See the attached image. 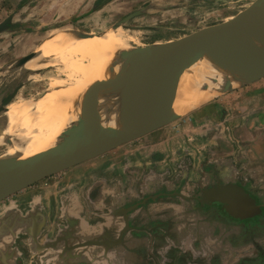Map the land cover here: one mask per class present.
I'll list each match as a JSON object with an SVG mask.
<instances>
[{
    "label": "rangeland",
    "instance_id": "374dc122",
    "mask_svg": "<svg viewBox=\"0 0 264 264\" xmlns=\"http://www.w3.org/2000/svg\"><path fill=\"white\" fill-rule=\"evenodd\" d=\"M19 1L21 3L22 0H0V22L5 17L10 20L0 27V57L12 46L14 35L31 32L32 29L38 35V43L53 36H57L56 41H52L56 43L65 36L79 35L80 32L96 36L114 29H125L134 39L131 43L142 46L153 41L181 39L200 28L229 19L248 5L246 0H100L98 6H95L96 0H28L23 4ZM53 48L48 44L44 46L41 56L38 54L32 60L34 63L24 68L16 69L10 64L6 69L4 67L7 65L0 66V116L7 107L39 97L48 88L51 79L59 77L66 83H75V78L63 65L54 62ZM65 55L69 56L67 53ZM74 56L82 62L88 61L87 58ZM15 61L19 62L20 59ZM109 69L113 71L114 68L109 66ZM221 69L217 66L216 70ZM215 78L216 75L211 78V82ZM122 86L125 90V85H113L114 88ZM17 89V94L3 103L12 94L10 92ZM133 141L142 142V147L135 154L127 156L135 160L132 162L134 173L142 172V167H158V172L164 174L166 180H174V187L167 186L165 189L178 191V198L168 201L180 207L181 211L193 203L190 197L199 196L204 189L234 184L247 188V191L243 189L260 205V212L243 218L227 213L228 218H251L262 212L264 76L222 90L178 119ZM3 146H0V151ZM152 158H158L159 161H150L149 165L143 161ZM211 173L213 178L217 175L219 178L216 183L213 180V184L209 185L212 180L209 181L207 176ZM51 178L55 177L46 176L41 181ZM27 189H32V185L0 200V238H6L8 247L4 248L5 252L18 258V264H36L23 258L24 255H32V230L15 228L20 220L22 222L20 214L32 210V204L24 202L29 201ZM164 204L167 203L161 199L150 203L154 206ZM167 210L164 209V212ZM212 216L208 221H212V228L217 229L218 233L214 236L208 234L207 238L215 241L212 252H208L203 261L196 259L198 264H264V215L259 216L258 224L244 232L241 231L243 227L224 228L218 224V221L224 220L220 217L227 218L225 215ZM195 219L197 224L202 221L198 217ZM8 225L13 226V229L7 228ZM181 235L183 233L178 234L177 238L181 239ZM182 241L184 248L189 247L185 246L189 244L188 239ZM142 246L139 242L132 253L124 252L122 255L132 256L134 264H141ZM97 264L110 263L107 259Z\"/></svg>",
    "mask_w": 264,
    "mask_h": 264
},
{
    "label": "water",
    "instance_id": "95a60500",
    "mask_svg": "<svg viewBox=\"0 0 264 264\" xmlns=\"http://www.w3.org/2000/svg\"><path fill=\"white\" fill-rule=\"evenodd\" d=\"M3 23H0V27ZM161 43L163 48L156 59L132 62L128 75L117 84H125L122 109L128 110L133 105L130 94L134 92L139 79L137 75H142L140 82L145 89L139 101L141 111L136 118L106 121L100 115L91 117L81 126V130L65 134L62 140L56 141L38 156L0 159V200L46 176L98 156L178 119L187 111H177L176 100L188 98L194 93L215 66L225 69L229 68L227 65H235L239 61L243 63L264 58V0H254L220 23L200 28L181 39ZM37 53L38 49L18 63ZM261 76L264 73L251 80ZM9 99L3 103H7ZM199 200L220 202L228 214L237 218L260 212V205L255 199L241 186L234 184L209 187L202 191Z\"/></svg>",
    "mask_w": 264,
    "mask_h": 264
},
{
    "label": "bare ground",
    "instance_id": "6f19581e",
    "mask_svg": "<svg viewBox=\"0 0 264 264\" xmlns=\"http://www.w3.org/2000/svg\"><path fill=\"white\" fill-rule=\"evenodd\" d=\"M56 37L44 40L37 47L38 53L47 44L52 45L54 62L62 64L75 78V83H66L59 77L51 79L48 88L39 97L7 107L0 116V146L4 145L0 159L38 156L41 151L62 140L65 134L81 130L91 117L100 115L106 121L134 119L141 111L139 101L145 89L140 82L141 74L137 75L139 79L130 94L133 105L128 110H123L121 106L125 96L124 86L114 88L112 85L128 75L132 62L156 59L163 48L160 41L136 46L131 43L132 35L125 29H114L96 36L80 32L53 43ZM74 55L88 61L82 62ZM240 63L227 65L226 72L216 70L215 66L194 93L188 98L176 100V110L186 112L222 90L245 84L264 73V58ZM109 66L114 68L113 71ZM215 75L217 78L211 82Z\"/></svg>",
    "mask_w": 264,
    "mask_h": 264
},
{
    "label": "crops",
    "instance_id": "0c3cea01",
    "mask_svg": "<svg viewBox=\"0 0 264 264\" xmlns=\"http://www.w3.org/2000/svg\"><path fill=\"white\" fill-rule=\"evenodd\" d=\"M22 1L19 3L23 4L28 0ZM253 1L246 0L248 5ZM8 18L5 17L0 23L10 22L7 20ZM14 37L12 46L5 50L4 55L0 57V60L2 59L0 66L7 65L4 69L9 68L10 65L16 69L24 68L25 65H32L34 62L31 59L38 54L41 56L40 54L44 50L42 47L40 53L18 63L15 59H22L35 51L43 41L38 43L36 39L38 35L33 29L31 32H20ZM36 64L37 62H35V66ZM18 89L15 92H10L12 93L9 95L10 99L17 94ZM141 147L142 142L131 140L91 159L49 175L55 178L44 179L32 184V189H27L30 193L29 201H24L32 204V210L21 213L22 222L20 220L15 227L16 229L32 230V242L30 243L32 255L26 257V260L32 262L39 260L40 263L55 261L57 264H82L81 262L86 260L87 262L93 260L96 263H103L108 259L111 263L112 255L124 254L130 247V243L121 244L115 240L113 244L111 242V238L120 226L119 215L121 213L118 212L117 206L122 204L121 206L125 208H131V205L128 206L127 204L139 199L150 188L158 187L165 180V175L158 172L159 169L155 166L152 169L142 167V172L134 173L133 164L132 166L124 164V166L119 167L115 165V161H135L130 160L127 156L135 154V151ZM143 161L149 165L148 163L153 159ZM48 202L50 208L53 207L51 213L58 214L52 223H48V215L51 214L47 213ZM171 205L167 203L164 206L147 207L146 210L148 214H155L157 213L156 210L162 211V209L173 208ZM127 211L128 209H125V214ZM165 213L167 215L168 212L165 211ZM38 217L41 218V221L38 220ZM55 222L59 224L55 225ZM2 223L6 225L5 222L2 221ZM7 228L13 229V226L8 225ZM100 239L103 241H99ZM181 239L184 240V238ZM207 244V238H204L203 245L206 246ZM140 245L142 244L140 243ZM136 246H138V241L131 243L133 251ZM7 247L6 238H0V264H16L18 258L6 254L5 249ZM193 252L197 253L196 249ZM95 254L98 257L95 258Z\"/></svg>",
    "mask_w": 264,
    "mask_h": 264
},
{
    "label": "flooded vegetation",
    "instance_id": "af4514ba",
    "mask_svg": "<svg viewBox=\"0 0 264 264\" xmlns=\"http://www.w3.org/2000/svg\"><path fill=\"white\" fill-rule=\"evenodd\" d=\"M153 161H159L158 158L154 159ZM133 161H115V165L117 167L124 166L126 164L127 166H132ZM211 166V165H210ZM213 174H208L207 178L208 180H212L211 184H213V180L215 183L217 182V179L219 178L218 175L213 178ZM217 177V178H216ZM220 180V179H219ZM41 181V180H39ZM37 181L36 183H38ZM207 181V180H206ZM221 182V181H220ZM170 184V185H168ZM38 185V184H37ZM172 185V186H171ZM208 185V186H209ZM221 185V184H220ZM174 187V180H164L162 181L158 187H156L154 190L146 191L139 199H136L131 202V204H127L128 206L131 205V208H129L127 205H125L128 208H125L124 206H117V209L119 210L121 214L120 217V226L118 227V231L115 233L112 239V244L114 240L117 243H124L128 244L130 243V247L126 252H133L131 248V243L134 241H138L143 245L141 247V258L142 262L141 264H198L196 262L197 260L203 261V257L208 254V252H212V245L214 244L213 238H207L208 234L217 235L218 230L215 228H212V221L211 223L208 221L209 218L213 217L212 215H225L217 223L220 224L224 228H240L241 231H249V228L253 225L258 224L260 222V217L264 215V204L260 203L257 199V202L261 204L262 212L260 214H257L251 218H245V219H230L228 218V214L223 208V205L219 202H202L199 200L200 196H193L189 199L193 201L191 205L188 206V209H185L184 211H181L180 207L178 208L173 203L171 206L173 208H168L167 215L164 212V209L156 210L157 213L151 214L147 212L146 209L154 208L156 206L150 205V203H154L159 201L161 199L162 202L170 203L168 199H173L175 197L178 198L179 193L178 191H175V189L168 191L167 188ZM213 187V186H211ZM243 188L247 191V188L243 186ZM16 193V192H15ZM178 195V196H177ZM256 198V197H255ZM120 200L122 201L121 197ZM188 201V200H186ZM144 203V204H143ZM149 204V205H148ZM53 207L50 208L49 202L47 205V213H51ZM125 209H128V212L125 214ZM131 210H134V212H131ZM52 214V213H51ZM48 215V223L54 222L56 216L58 215ZM126 215V217H125ZM169 216V217H168ZM196 217L199 218L200 221L199 224L196 222ZM38 220L41 221V218L38 217ZM47 220V219H46ZM47 223V224H48ZM59 224L58 222H55V225ZM182 234L181 238H184V240L188 239V245L189 247L184 248V242L178 237V234ZM188 236V237H186ZM55 238V237H53ZM204 238H207L208 244L205 246ZM166 241L163 245L162 243ZM218 241H221L220 239H215ZM99 241H103L100 239ZM202 243V244H201ZM222 244V243H220ZM187 245V246H188ZM222 246V245H220ZM190 249V251H188ZM196 249L197 253H194L193 250ZM29 256V255H28ZM27 255H24L23 258L26 260ZM95 258L98 257L96 254L94 255ZM207 256V255H206ZM210 255H208L209 257ZM32 258H34L32 256ZM130 258V259H129ZM207 258V257H206ZM205 260V258H204ZM18 262V261H17ZM32 263L36 264H42L37 261H33ZM82 264H97L93 260L85 262H81ZM110 263V262H109ZM111 263L112 264H134L131 257L128 255H112L111 256ZM110 263V264H111ZM18 264V263H16ZM43 264H57L55 261L52 262H46ZM199 264H203L199 262ZM263 264V263H262Z\"/></svg>",
    "mask_w": 264,
    "mask_h": 264
},
{
    "label": "trees",
    "instance_id": "16d2710c",
    "mask_svg": "<svg viewBox=\"0 0 264 264\" xmlns=\"http://www.w3.org/2000/svg\"><path fill=\"white\" fill-rule=\"evenodd\" d=\"M100 3H101L100 0H96L95 6H98Z\"/></svg>",
    "mask_w": 264,
    "mask_h": 264
}]
</instances>
